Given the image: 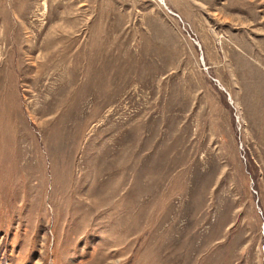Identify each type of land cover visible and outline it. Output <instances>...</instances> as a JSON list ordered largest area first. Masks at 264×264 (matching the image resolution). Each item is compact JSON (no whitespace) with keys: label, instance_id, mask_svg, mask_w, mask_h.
<instances>
[{"label":"rangeland","instance_id":"1","mask_svg":"<svg viewBox=\"0 0 264 264\" xmlns=\"http://www.w3.org/2000/svg\"><path fill=\"white\" fill-rule=\"evenodd\" d=\"M0 264H264V0H0Z\"/></svg>","mask_w":264,"mask_h":264}]
</instances>
